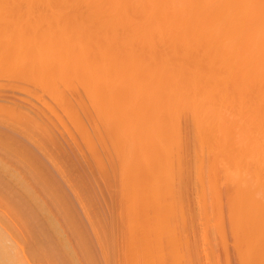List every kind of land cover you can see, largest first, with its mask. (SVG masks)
<instances>
[{"label": "bare ground", "instance_id": "bare-ground-1", "mask_svg": "<svg viewBox=\"0 0 264 264\" xmlns=\"http://www.w3.org/2000/svg\"><path fill=\"white\" fill-rule=\"evenodd\" d=\"M0 7V86L51 98L44 113L0 102V264H198L191 249L218 264L203 259L216 244L264 264V0ZM48 111L97 172L71 184L84 213L66 166L38 159L55 138ZM103 193L110 207L93 213Z\"/></svg>", "mask_w": 264, "mask_h": 264}, {"label": "rangeland", "instance_id": "rangeland-1", "mask_svg": "<svg viewBox=\"0 0 264 264\" xmlns=\"http://www.w3.org/2000/svg\"><path fill=\"white\" fill-rule=\"evenodd\" d=\"M2 7V6H1ZM0 7V8H1ZM2 80V79H1ZM0 80V81H1ZM2 81H4V80H2ZM2 81H1V84H2ZM3 84H5V83H3ZM5 85H3V87H4ZM6 86H8V85H6ZM25 87H23V89H21L22 91H20V90H16V87H13V88H15V89H13L12 88V90L11 91H9V92H7L8 90H10V88L12 87V86H10V88L8 89L7 87H6V89H8V90H3L4 88L3 87H1L0 86V88L3 90V92L0 90V92L3 94H0V102H5V101H7L9 104L11 103V104H13V106L15 107L16 106V104L17 103H19L18 105H17V107L19 106V108H22L23 110L25 109H27L28 110V108L29 109H34V108H38V107H36L37 106V104H39L38 106H39V108H41L42 109V113H44V110H46V108L49 110V108L47 107L49 104L47 103V101H50L51 100V98H50V96H48L49 97V99L46 97V95L44 94V93H41L40 91H38V94L37 95H35V97L33 96H30L29 94L31 93V92H29V86H27V85H24ZM9 87V86H8ZM31 89H32V87H31ZM34 89V88H33ZM34 90H36V89H34ZM24 91V92H23ZM11 92H12V94H11ZM34 92V91H33ZM39 92H40V97L41 98H43V99H39V97H38V99L36 98V96H38L39 95ZM26 93V94H25ZM37 93V90L35 91V94ZM5 94H6V96H5ZM16 94V95H15ZM28 94V95H27ZM31 95H32V93H31ZM17 96V97H16ZM5 97V98H4ZM9 99H8V98ZM25 97H27L28 99H29V97L31 98V101L33 100H35L34 102L36 103V106H35V104H33L31 101V103L29 104L28 103V100H27V103H26V100H24V99H26ZM7 98V99H6ZM33 98H36V99H33ZM3 99H4V101H3ZM18 101V102H17ZM46 101V102H45ZM7 102H5V104H7ZM21 102V103H20ZM14 103H15V105H14ZM26 104V105H25ZM45 104H46V106H45ZM48 104V105H47ZM52 104V103H51ZM53 104H55V103H53ZM57 104H55V106H56ZM46 107V108H45ZM61 109V110H59V109ZM44 109V110H43ZM57 109L60 111V115L61 116H63V114H64V111L62 110V108H60L59 107V105H57ZM58 110H54V112L53 113H57L58 112ZM29 111V110H28ZM57 111V112H56ZM46 112H47V110H46ZM50 113V114H49ZM52 112H50V111H48V115L49 116H47V115H45L44 116V114H43V117H45L46 118V116H47V118L48 117H50L52 114H53ZM47 114V113H46ZM59 114H57V116H58ZM51 117H53V118H51ZM50 117V119L52 120V119H54V121H55V123H52V121H50L49 122V125L51 126V125H53V124H55V128L52 130V127H51V132L54 134V137L56 138H54L53 139V137L51 138L52 139V142H53V140H54V142L52 143V142H50V141H48V142H46L45 143V145H44V150H45V152H48V154H49V156L48 157H46V156H44L45 154H43V153H45L44 152V150H42L43 152H41V154H40V152H38L39 153V155L38 156H40V157H38V159H40L41 157H42V160L46 163L47 162V165L48 166H50V167H52L53 166V162H55V161H58V162H60L62 165H63V167L65 168V166H66V173H67V177H66V181L67 182H63L64 183V186H65V188L68 190V192L69 193H71V196L73 197V200H74V202H75V205H76V207L78 208L79 207V210H81V212H83V207H82V197L80 196V194L82 195V192H84V191H82V192H80V193H75V192H73L72 191V189H71V184L74 182V181H79L80 183H81V185H82V187L83 188H85V186L88 184V181H89V179H90V177H93V178H96V176H97V172H96V170L94 169V168H92V167H85L86 165H85V163H84V157L82 156V158H84L83 159V162H82V159H81V153H77V151H76V149L77 148H80V149H87V147L85 146V144L83 143V141H82V139H81V137H80V135H78V133L73 129V131H75L76 132V134L75 135H77L76 137H74L75 139H77L76 141V143L74 142V139H73V137L71 138V136L73 135L72 133V135H70V133L67 131V129H68V127H67V124H65L64 122L62 123V120H63V118H62V120H61V118L59 117L58 119H57V117L55 116V114H53L52 116ZM64 118H65V114H64V116H63ZM1 118H2V116H1ZM46 118V119H47ZM66 119V118H65ZM60 120H61V122H60ZM64 121V120H63ZM66 122H67V119H66ZM51 123V124H50ZM59 123H61V125H64L63 127L62 126H60L59 125ZM187 124V123H186ZM66 125V126H65ZM70 126H71V128H72V125L71 124H69ZM58 128V129H57ZM70 128V127H69ZM50 129V128H49ZM66 129V130H65ZM0 131H1V129H0ZM54 131V132H53ZM70 131H71V129H70ZM50 132V133H51ZM4 134V132L3 131H1V133H0V139L4 136L3 135ZM51 136H53L52 134H51ZM63 137V138H62ZM61 139V140H60ZM65 139V140H64ZM69 141V142H68ZM79 141V142H78ZM54 145H56V146H54ZM59 147V148H58ZM59 150V151H58ZM61 150H62V152H61ZM56 151V152H55ZM66 152V153H65ZM62 153V154H61ZM55 154V155H54ZM42 155V156H41ZM69 155H70V157H69ZM75 155V156H74ZM76 156H77V158H76ZM56 159H55V158ZM66 157V158H65ZM61 160V161H60ZM69 161V162H68ZM84 163V164H83ZM72 165V166H71ZM77 166V167H76ZM84 168H85V170H84ZM72 170V171H71ZM75 173V174H74ZM74 174V175H73ZM80 174V175H79ZM76 175V176H75ZM75 176V177H74ZM73 177V178H72ZM72 178V179H71ZM75 178V179H74ZM102 180V181H101ZM104 184H103V183ZM187 182V181H186ZM100 183L102 184H100L101 185V188L103 187V185L105 186V181L103 180V179H101L100 178ZM189 184H191V185H189ZM67 186V187H66ZM183 186L185 187L184 188V191L186 190V193L184 194V196H185V200H186V202L187 203H185L186 205H188L187 207H190V209L191 210H193L194 209V207H195V203L191 200L192 199V197L195 195V190L193 189V185H192V183H191V181H190V183H189V181L187 182V184L185 185V182H184V184H183ZM106 187V186H105ZM105 187H103L102 189H104ZM189 187V188H188ZM187 188V189H186ZM71 189V190H70ZM193 190H194V192H193ZM105 191V190H104ZM188 191V192H187ZM192 194H191V193ZM84 194H85V192H84ZM105 194V195H104ZM188 194V199H186V195ZM86 195V194H85ZM3 196H5V198H6V195H3ZM103 196H105V198H103V200L101 201V199L99 200V198H98V200L97 199H95L94 201H92V204L90 205V209H91V211L94 213L97 209H99L98 207H100V210H101V208H107V209H109V207H110V196H109V194H107V193H103ZM43 197V196H42ZM43 199H45V198H43ZM107 200H109V201H107ZM100 201V202H99ZM108 203H107V202ZM98 202V203H97ZM110 202V203H109ZM80 203V205H78ZM194 203V204H193ZM189 204H190V206H189ZM101 205V206H100ZM103 205V206H102ZM185 205V206H186ZM93 209V210H92ZM96 209V210H95ZM113 210H115V208H113ZM84 213V212H83ZM83 215V214H82ZM84 217V216H83ZM227 217V216H226ZM225 217V219L228 221V219ZM83 220L84 221H86L85 222V224L88 226V228H93V226L92 227H89V226H91L92 224L87 220V218L85 217V218H83ZM88 221V222H87ZM59 223H60V221H59ZM59 225V224H58ZM60 225H61V223H60ZM62 226V225H61ZM226 226H228V225H226ZM225 228V227H224ZM227 229H228V232H229V228L228 227H226L225 228V230L227 231ZM225 231V232H226ZM66 232V231H65ZM198 232V231H197ZM228 232H227V235L229 236V234H230V232H229V234H228ZM191 233H193V232H191ZM190 233V234H191ZM197 234V233H196ZM193 235V234H192ZM191 235V237H195V235L194 236H192ZM66 236H67V238H69V240H70V237H69V235H67L66 234ZM71 236V235H70ZM230 236L232 237V235L230 234ZM228 237L227 238V242L229 243V244H231V243H233V241H231L232 239H230L231 237ZM71 239H72V236H71ZM230 239V240H229ZM73 240V239H72ZM221 245V244H220ZM230 246V250H228L227 249V251H226V253H225V250H222L220 247H219V244H216V246H215V249H213V250H209V248H206V250H207V254L206 255H203L206 251L203 249V247H200L201 248V251L200 252H203V253H201L202 255H203V259L205 258L204 256H206L207 257V255L211 252V254H212V258H217V256H218V258L217 259H214V261L215 262H217L218 261V264H239V259L237 258L238 257V255L236 254L237 252H236V250L234 249V244H233V246H232V244L231 245H228V247ZM25 248H27V246L26 247H24V249ZM200 248L198 249V250H200ZM205 248V247H204ZM202 249L204 250V251H202ZM221 249V250H220ZM192 250L193 249H191V254H193V256H194V254H195V257H196V260L198 261V264H202V260L200 259V258H202V257H200L199 255H197V256H199L200 258H198L197 256H196V254H198V253H195V252H197V250L195 251V252H192ZM24 252L23 253H25V254H27L26 252H27V250H26V252H25V250H23ZM208 251H210V252H208ZM213 251H214V253H213ZM221 251H222V253H221ZM234 253H233V252ZM236 252V253H235ZM224 253V255H223V260L225 259V261H226V263H225V261H224V263H223V260L221 259V257L222 256H219L220 254H223ZM200 254V255H201ZM213 254H215L214 256H213ZM226 254V255H225ZM235 254V255H234ZM225 256V257H224ZM116 257V259L114 258V260H113V262H114V264H121V262H120V260L118 261L117 259H119L118 258V256H115ZM211 257V256H210ZM219 257H220V259H219ZM207 258H209V255H208V257ZM115 260L118 262H115ZM201 261V262H200ZM210 261L211 260H209V259H204V261H203V264H210ZM234 261V262H233ZM113 262H112V264H113ZM120 262V263H119ZM195 262V261H194ZM211 264H212V262H211ZM217 264V263H216Z\"/></svg>", "mask_w": 264, "mask_h": 264}]
</instances>
